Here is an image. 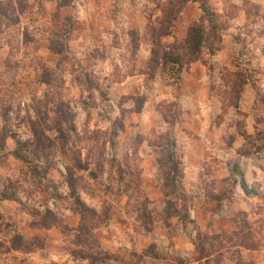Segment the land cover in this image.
<instances>
[{
	"label": "clouds",
	"instance_id": "clouds-1",
	"mask_svg": "<svg viewBox=\"0 0 264 264\" xmlns=\"http://www.w3.org/2000/svg\"><path fill=\"white\" fill-rule=\"evenodd\" d=\"M0 264H264V0H0Z\"/></svg>",
	"mask_w": 264,
	"mask_h": 264
}]
</instances>
